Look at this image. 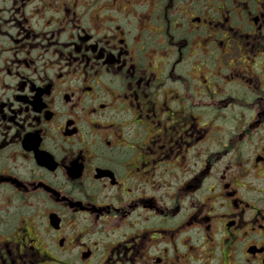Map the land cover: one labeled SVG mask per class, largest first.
Masks as SVG:
<instances>
[{
	"label": "flooded vegetation",
	"instance_id": "flooded-vegetation-1",
	"mask_svg": "<svg viewBox=\"0 0 264 264\" xmlns=\"http://www.w3.org/2000/svg\"><path fill=\"white\" fill-rule=\"evenodd\" d=\"M0 264H264V0H0Z\"/></svg>",
	"mask_w": 264,
	"mask_h": 264
}]
</instances>
